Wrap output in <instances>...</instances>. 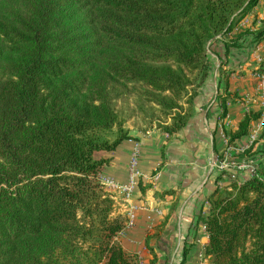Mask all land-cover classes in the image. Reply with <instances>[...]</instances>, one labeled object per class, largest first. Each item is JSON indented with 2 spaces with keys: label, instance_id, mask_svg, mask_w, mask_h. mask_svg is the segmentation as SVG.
Listing matches in <instances>:
<instances>
[{
  "label": "trees",
  "instance_id": "obj_1",
  "mask_svg": "<svg viewBox=\"0 0 264 264\" xmlns=\"http://www.w3.org/2000/svg\"><path fill=\"white\" fill-rule=\"evenodd\" d=\"M258 2L0 0V264H137L113 239L126 219L94 155L131 138L136 116L181 129L210 46L264 38V19L238 27ZM258 117L247 111L229 142ZM207 201L209 262L264 264V162Z\"/></svg>",
  "mask_w": 264,
  "mask_h": 264
},
{
  "label": "crops",
  "instance_id": "obj_2",
  "mask_svg": "<svg viewBox=\"0 0 264 264\" xmlns=\"http://www.w3.org/2000/svg\"><path fill=\"white\" fill-rule=\"evenodd\" d=\"M263 19L264 0H259L241 19L239 30L254 32ZM209 60V77L198 89L193 110L181 129L168 134L159 127H131V138L120 142L111 152L94 155L108 158L99 176L125 183L131 149L134 144L139 147L141 176L129 201L136 206L135 216L131 225L113 238L135 263L142 259L149 264L152 247L159 259L156 264H211L205 256L207 233L197 217L207 214V199L216 186L240 181L250 174L234 169L222 174L212 165L214 160L222 159V133L229 138L227 132L237 129L247 111L258 112L259 117L251 122L246 135L230 142L236 148L234 160L255 165L264 162V110L259 90L264 75V38L255 43L250 36L243 46L228 49L218 40L211 45ZM226 95L228 99L223 104L221 100ZM252 128L253 143L247 152L237 151L248 141ZM110 192L113 214L125 217L128 205L118 192ZM153 208H158L160 214L153 212ZM147 214L154 221L151 227ZM156 231L159 238L154 236ZM185 245L190 248L182 260Z\"/></svg>",
  "mask_w": 264,
  "mask_h": 264
},
{
  "label": "built area",
  "instance_id": "obj_3",
  "mask_svg": "<svg viewBox=\"0 0 264 264\" xmlns=\"http://www.w3.org/2000/svg\"><path fill=\"white\" fill-rule=\"evenodd\" d=\"M259 90L261 93V109L264 110V75L259 84ZM247 110H248L247 107H245V111ZM257 125H259V122L257 123ZM221 137L224 143L222 159L214 160L212 164L213 167L216 168L217 171L221 172L222 174L228 171L229 169H234L238 171L246 170L249 173L253 172L256 168V165L252 162H247V161H240V162L235 161L234 155L236 153V148L233 145H231V143L229 142V138L226 135L222 133ZM254 139H255V130L252 128V132L249 135L248 141L244 145L239 147L237 151H244L248 149L250 145L253 143ZM139 155H140L139 147L138 145L134 144L129 155L128 165H127V181L125 183H118L109 177L99 176L100 183L109 191L118 192L121 195L123 201L128 205L125 211L126 220L122 229L128 228L133 222L135 216L134 210L136 209V206L134 204H130L129 201L137 185L138 178L141 176L140 171L138 169ZM152 211L157 214H160V210L158 208H153ZM146 219L149 224V227H151L154 224L152 216L150 214H147ZM137 264H144V262L142 261V259H139ZM199 264H204V263L201 262Z\"/></svg>",
  "mask_w": 264,
  "mask_h": 264
},
{
  "label": "rangeland",
  "instance_id": "obj_4",
  "mask_svg": "<svg viewBox=\"0 0 264 264\" xmlns=\"http://www.w3.org/2000/svg\"><path fill=\"white\" fill-rule=\"evenodd\" d=\"M210 48H211V46H210ZM210 48H209V51H210ZM127 126L130 130H131V127H135V128L138 127V128L143 129V130L149 129L151 127H155V128L158 127L156 121L149 122L148 117L141 118V116H136L132 119H129L127 121Z\"/></svg>",
  "mask_w": 264,
  "mask_h": 264
}]
</instances>
